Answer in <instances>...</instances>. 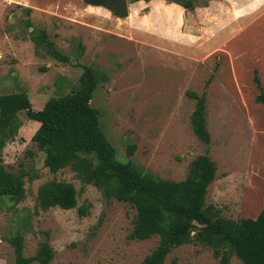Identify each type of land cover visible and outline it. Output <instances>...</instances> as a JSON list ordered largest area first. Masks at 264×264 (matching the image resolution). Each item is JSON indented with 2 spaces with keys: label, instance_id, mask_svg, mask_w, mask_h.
Instances as JSON below:
<instances>
[{
  "label": "rangeland",
  "instance_id": "374dc122",
  "mask_svg": "<svg viewBox=\"0 0 264 264\" xmlns=\"http://www.w3.org/2000/svg\"><path fill=\"white\" fill-rule=\"evenodd\" d=\"M40 30L68 63L35 49L30 33ZM81 66L105 78L90 104L119 161L130 160L158 179L181 181L191 161L207 155L217 169L205 205L234 221L258 215L264 201V105L254 102L253 72L264 88V0H195L192 11L150 0L129 5L125 19L83 0H0V94L24 92L40 111L50 98L76 87ZM187 91L205 94L208 144L192 130L196 101ZM19 119L0 164L26 172V193L17 204L0 203V264L14 263L8 239L16 234L24 238L27 257L47 241L53 251L48 264H140L158 237L129 240L132 207L105 199L69 168L55 174L44 168L43 153L32 141L38 123L23 111ZM129 145L135 146L130 157ZM50 180L74 186V209H35L38 188ZM82 206L86 215L79 214ZM164 264L219 260L207 247L186 244ZM228 264L241 262L233 256Z\"/></svg>",
  "mask_w": 264,
  "mask_h": 264
},
{
  "label": "trees",
  "instance_id": "16d2710c",
  "mask_svg": "<svg viewBox=\"0 0 264 264\" xmlns=\"http://www.w3.org/2000/svg\"><path fill=\"white\" fill-rule=\"evenodd\" d=\"M150 0H128L129 4ZM185 11L195 8V0H168ZM27 15L31 9L24 8ZM27 20L26 29L32 27ZM36 50L41 46L51 58L68 63L48 40L44 30L30 33ZM104 77L90 66H81L78 84L68 94L50 98L40 111H34L26 93L0 94V152L12 141L22 125L19 113L38 123L32 141L43 153V166L50 173L69 168L84 185L95 187L105 199H115L135 210L129 240L144 241L158 237V245L140 264H164L167 255L176 247L200 244L209 248L219 264H228L235 256L241 264H264V201L261 211L253 218L237 221L220 216L219 209L205 205V196L216 175V164L207 155L191 161L187 176L181 181L158 179L136 166L132 161L121 162L108 141L99 122V111L90 101ZM253 81L258 89L254 102L264 105V88L257 72ZM196 101L190 122L195 136L204 144L210 142L206 126L205 94L198 96L187 91ZM134 145L127 147L130 157ZM26 172L8 171L0 164V203L17 204L25 198ZM77 191L71 183L50 180L37 191L35 209H74ZM86 215L87 208H79ZM21 234L8 239L13 247V264H48L53 251L47 241L40 242L32 256L23 254Z\"/></svg>",
  "mask_w": 264,
  "mask_h": 264
},
{
  "label": "water",
  "instance_id": "95a60500",
  "mask_svg": "<svg viewBox=\"0 0 264 264\" xmlns=\"http://www.w3.org/2000/svg\"><path fill=\"white\" fill-rule=\"evenodd\" d=\"M87 5L103 7L118 19H125L129 15L128 0H83Z\"/></svg>",
  "mask_w": 264,
  "mask_h": 264
},
{
  "label": "crops",
  "instance_id": "0c3cea01",
  "mask_svg": "<svg viewBox=\"0 0 264 264\" xmlns=\"http://www.w3.org/2000/svg\"><path fill=\"white\" fill-rule=\"evenodd\" d=\"M22 7L27 8V7H25V6H22ZM29 9H31V8H29Z\"/></svg>",
  "mask_w": 264,
  "mask_h": 264
}]
</instances>
